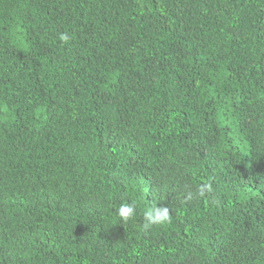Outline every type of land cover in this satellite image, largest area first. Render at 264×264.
I'll list each match as a JSON object with an SVG mask.
<instances>
[{"label": "trees", "instance_id": "16d2710c", "mask_svg": "<svg viewBox=\"0 0 264 264\" xmlns=\"http://www.w3.org/2000/svg\"><path fill=\"white\" fill-rule=\"evenodd\" d=\"M0 264H264V0H0Z\"/></svg>", "mask_w": 264, "mask_h": 264}, {"label": "clouds", "instance_id": "9594fccd", "mask_svg": "<svg viewBox=\"0 0 264 264\" xmlns=\"http://www.w3.org/2000/svg\"><path fill=\"white\" fill-rule=\"evenodd\" d=\"M60 39L67 42L69 40V36L66 33L60 34ZM211 191L210 185H201L197 190V195L203 196L206 192ZM189 197L193 196L191 191L188 192ZM135 214V206L133 204L123 203L120 205L118 210V215L123 220H127ZM145 219V228L152 227L154 225H165L170 222V214L167 206H160L150 208L144 213Z\"/></svg>", "mask_w": 264, "mask_h": 264}]
</instances>
